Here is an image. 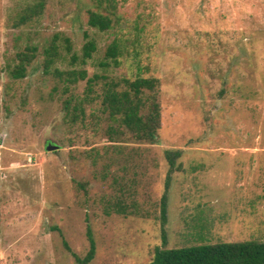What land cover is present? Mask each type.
<instances>
[{"label": "rangeland", "instance_id": "rangeland-1", "mask_svg": "<svg viewBox=\"0 0 264 264\" xmlns=\"http://www.w3.org/2000/svg\"><path fill=\"white\" fill-rule=\"evenodd\" d=\"M91 12L108 16L110 29L90 27ZM52 40L60 53L52 70L158 79L157 141L123 142L119 153L98 103L79 120L65 113L63 100L82 96L86 80L66 91L43 72ZM87 40L96 51L82 64ZM113 42L118 64L101 67ZM26 46L36 58L13 80L14 56ZM166 151L179 154L171 173ZM121 190L138 215L105 216L103 201ZM87 228L89 264H149L155 248L264 242V0H0V264H75L66 245L85 256Z\"/></svg>", "mask_w": 264, "mask_h": 264}, {"label": "trees", "instance_id": "trees-1", "mask_svg": "<svg viewBox=\"0 0 264 264\" xmlns=\"http://www.w3.org/2000/svg\"><path fill=\"white\" fill-rule=\"evenodd\" d=\"M39 8L42 7L40 4ZM112 8V6H111ZM109 7L107 13H110ZM32 13H36L32 10ZM23 18L22 21H25ZM88 25L99 31H107L111 27V19L101 13L91 12L89 14ZM87 39V35L85 36ZM67 51L69 52V40H65ZM82 64L92 58L96 51L95 42L87 40L82 48ZM37 48L26 46L23 51L17 52L13 59V65L9 71V76L13 80H20L27 76L28 67L36 58ZM119 46L113 42L106 51L105 62L101 67H108L112 61L118 64L117 56ZM60 53L56 40H52L50 45L44 50L43 72L53 73L65 85V90L69 86L75 85L78 81L86 80V86L82 96L70 94L63 100L65 113L73 112V119L79 120L85 117L86 106L98 103V117L105 120L107 140L110 146L120 153V143L134 142L140 144H154L157 141L158 130L160 129V104H159V81L156 78L137 77L133 80L129 78H112L106 75L93 74L87 76L85 70L60 71L53 69L59 60ZM76 61V57H72ZM118 144V145H116ZM111 149V148H110ZM178 152L166 151L165 157L169 165V173L175 168V158ZM106 166L114 162L108 159ZM179 169V167H177ZM169 175L165 181L164 193L160 198V220L163 243L165 242V223L167 207V191L169 189ZM114 182L117 179L114 178ZM124 191L113 200L103 201L102 211L105 216L118 214L123 216L138 215L139 211L135 201L129 205L123 203ZM145 216V214H140ZM86 237L89 248L85 256L79 257L73 253L66 245V250L71 254L75 264H89L95 256V242L89 228ZM149 264H264V242L245 241L239 243H218L213 245H198L175 249L155 248L153 258Z\"/></svg>", "mask_w": 264, "mask_h": 264}, {"label": "water", "instance_id": "water-1", "mask_svg": "<svg viewBox=\"0 0 264 264\" xmlns=\"http://www.w3.org/2000/svg\"><path fill=\"white\" fill-rule=\"evenodd\" d=\"M57 149H58L57 146H51V145H48V146L46 147V150H47V151H55V150H57Z\"/></svg>", "mask_w": 264, "mask_h": 264}]
</instances>
